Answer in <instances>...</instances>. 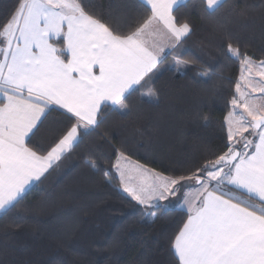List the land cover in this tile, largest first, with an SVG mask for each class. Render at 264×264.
<instances>
[{
  "label": "snow or ice",
  "instance_id": "snow-or-ice-1",
  "mask_svg": "<svg viewBox=\"0 0 264 264\" xmlns=\"http://www.w3.org/2000/svg\"><path fill=\"white\" fill-rule=\"evenodd\" d=\"M189 2L12 0L0 9V219L91 142L85 165L115 183L145 222L177 214L165 236L168 264H264V50L251 53L230 27L238 5L223 15L229 0L193 7L218 21L223 58L239 65L227 94H218L225 114L215 149L168 172L134 161L112 140L113 117L129 120L159 101L155 81L164 72L226 80L184 55L195 25L191 13H178ZM201 120L210 126L211 114ZM45 128L50 142L42 143Z\"/></svg>",
  "mask_w": 264,
  "mask_h": 264
},
{
  "label": "trees",
  "instance_id": "trees-1",
  "mask_svg": "<svg viewBox=\"0 0 264 264\" xmlns=\"http://www.w3.org/2000/svg\"><path fill=\"white\" fill-rule=\"evenodd\" d=\"M101 2L108 7L117 0ZM197 2L190 0L178 13H191L195 25L184 55L198 67H212L226 80L164 72L155 81L158 102H144L129 120L113 117V143L125 144L131 158L158 171H176L201 152L215 149L225 114L218 94H227L231 87L227 81L239 75V65L223 58L218 21L197 15L193 11ZM11 3L0 0V9ZM234 4L242 15L230 27L259 56L264 50V0H229L218 15ZM201 114H211L210 126L203 125ZM56 117L53 113L49 121ZM40 135L45 137L42 143L50 142L47 128ZM92 146L81 144L18 209L0 219V264H168L165 236L177 214H160L159 221L145 222L138 206L115 183L107 184L85 165L84 156ZM104 151L111 149L105 145ZM13 220L20 226L6 227Z\"/></svg>",
  "mask_w": 264,
  "mask_h": 264
},
{
  "label": "crops",
  "instance_id": "crops-1",
  "mask_svg": "<svg viewBox=\"0 0 264 264\" xmlns=\"http://www.w3.org/2000/svg\"><path fill=\"white\" fill-rule=\"evenodd\" d=\"M134 160V159H133ZM134 161H136V160H134ZM141 163V162H140ZM143 164V163H142Z\"/></svg>",
  "mask_w": 264,
  "mask_h": 264
},
{
  "label": "rangeland",
  "instance_id": "rangeland-1",
  "mask_svg": "<svg viewBox=\"0 0 264 264\" xmlns=\"http://www.w3.org/2000/svg\"><path fill=\"white\" fill-rule=\"evenodd\" d=\"M133 159V158H132ZM135 160V159H134Z\"/></svg>",
  "mask_w": 264,
  "mask_h": 264
}]
</instances>
